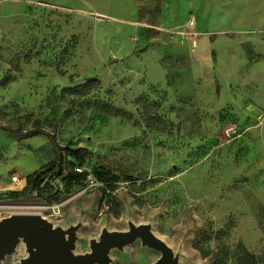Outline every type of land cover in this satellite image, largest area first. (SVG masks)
<instances>
[{
    "label": "rangeland",
    "instance_id": "1",
    "mask_svg": "<svg viewBox=\"0 0 264 264\" xmlns=\"http://www.w3.org/2000/svg\"><path fill=\"white\" fill-rule=\"evenodd\" d=\"M1 126L54 134L62 174L27 191L56 152ZM20 212L79 226L77 255L133 223L178 264H264V0H0V221Z\"/></svg>",
    "mask_w": 264,
    "mask_h": 264
},
{
    "label": "water",
    "instance_id": "2",
    "mask_svg": "<svg viewBox=\"0 0 264 264\" xmlns=\"http://www.w3.org/2000/svg\"><path fill=\"white\" fill-rule=\"evenodd\" d=\"M78 228L76 225L65 231L36 213L12 214L0 221V264L15 251L21 239L28 255L17 264H111V250H122L138 239L161 253L153 264H178L173 250L153 233L150 225L129 223L127 231L104 229L98 240L90 242V252L81 255L74 252Z\"/></svg>",
    "mask_w": 264,
    "mask_h": 264
},
{
    "label": "trees",
    "instance_id": "3",
    "mask_svg": "<svg viewBox=\"0 0 264 264\" xmlns=\"http://www.w3.org/2000/svg\"><path fill=\"white\" fill-rule=\"evenodd\" d=\"M92 82H98V81L97 79L89 78L86 81V84L90 85L92 84ZM1 128H3L4 130L14 132L18 137L23 138V139L30 138L36 135H45L48 138L50 144L52 145L54 151L56 152V158L54 159V161H52L46 167L33 172L31 175L27 177V186L25 188L27 191H30V192L39 191L41 188V185L45 181V178L51 173H53L54 171H57L59 175L62 174V167H63V162H64V155L62 152L63 149L59 145L57 138L54 134H51L47 131H44L38 128H35L23 134L20 133L18 129H12L7 126H1ZM82 150L83 149L81 148L76 149V150L67 149V151L69 152L68 155L74 158H77L80 152H82Z\"/></svg>",
    "mask_w": 264,
    "mask_h": 264
},
{
    "label": "built area",
    "instance_id": "4",
    "mask_svg": "<svg viewBox=\"0 0 264 264\" xmlns=\"http://www.w3.org/2000/svg\"><path fill=\"white\" fill-rule=\"evenodd\" d=\"M194 26H195V21L193 19H190L189 22H188V24L186 25V29L183 32L184 35H191V36H193V37H189V39L191 40V46L193 48H195L197 46V39H196V37L199 35L197 32H192L191 31V29L194 28ZM186 30H188V32ZM78 171L81 172V170H79V169H78ZM12 181L14 183L21 182V180L17 176H13L12 177Z\"/></svg>",
    "mask_w": 264,
    "mask_h": 264
},
{
    "label": "crops",
    "instance_id": "5",
    "mask_svg": "<svg viewBox=\"0 0 264 264\" xmlns=\"http://www.w3.org/2000/svg\"><path fill=\"white\" fill-rule=\"evenodd\" d=\"M188 22H189V21H188ZM187 24H188V23H187ZM187 24H186V25H187ZM194 27H195V26H194ZM188 41H189V40H188ZM190 41H191V40H190ZM190 41H189V43H190V45H191V42H190ZM24 184H25V180H24Z\"/></svg>",
    "mask_w": 264,
    "mask_h": 264
},
{
    "label": "bare ground",
    "instance_id": "6",
    "mask_svg": "<svg viewBox=\"0 0 264 264\" xmlns=\"http://www.w3.org/2000/svg\"><path fill=\"white\" fill-rule=\"evenodd\" d=\"M19 250H21V249H19Z\"/></svg>",
    "mask_w": 264,
    "mask_h": 264
}]
</instances>
